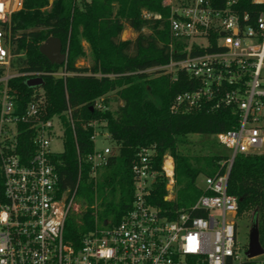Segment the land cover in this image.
<instances>
[{
    "label": "built area",
    "instance_id": "built-area-1",
    "mask_svg": "<svg viewBox=\"0 0 264 264\" xmlns=\"http://www.w3.org/2000/svg\"><path fill=\"white\" fill-rule=\"evenodd\" d=\"M253 2L264 4V0ZM238 3L227 0L218 8L210 0L169 2L170 51L178 41H186L188 54L178 59L171 56L164 68L173 81L184 72L199 84L180 93L172 111L234 106L240 115L237 126L214 135L226 148L225 172L204 175V193L194 206L169 218L152 202V192L161 175L168 179L165 200L175 198V160L165 155L158 170L155 149L142 148L132 165L131 208L115 224L101 222L96 216L95 228L76 247L65 238V222L69 213L87 206H82L75 194H60V176L52 159L56 153L51 149L56 130L64 137V122L58 115L45 117L44 85L33 87L31 98L20 110L16 90L9 84L20 75L26 82L45 74L66 78L73 72L67 70L66 63L52 72L13 71L11 18L23 8L24 0H0V66L5 68L0 77V264H264V253L250 257L246 253L249 244L244 248L237 241L239 199L228 191L236 156L264 152V10L254 16L240 13ZM215 36L221 50L191 53L194 44L213 46ZM95 107L99 111L108 108L103 98ZM66 115L73 124L71 109ZM21 124L26 125L35 148L26 161L19 152ZM85 126L94 129V143L98 135L110 138L109 131L103 132L107 120L102 117ZM114 153L113 148L99 149L95 143L94 151L84 157L95 179ZM168 158L172 159L171 167L167 166ZM91 208L98 211L97 200ZM198 211L203 215H196Z\"/></svg>",
    "mask_w": 264,
    "mask_h": 264
},
{
    "label": "trees",
    "instance_id": "trees-1",
    "mask_svg": "<svg viewBox=\"0 0 264 264\" xmlns=\"http://www.w3.org/2000/svg\"><path fill=\"white\" fill-rule=\"evenodd\" d=\"M215 7H224L227 0H210ZM254 0H239L240 13L252 16L264 10V4ZM144 12L148 15L145 16ZM171 7L165 0H24L23 8L11 18V69L15 72H52L64 67L53 64L40 52L49 37H59L63 51L68 53L66 68L73 72L66 78L43 75L46 97L45 117L60 116L64 122V150L52 156L60 176V194H75L86 209L69 213L65 222V238L76 247L99 221L111 224L121 221L134 199L132 165L142 148H154L155 167L160 170L165 155L175 160L176 196L165 200L167 178L159 175L154 183L152 202L162 208L169 218L179 211L190 210L204 193L198 184L201 175L214 176L225 172L228 157L216 142L202 144L206 154L189 155L188 132L219 133L238 124L237 107L223 106L191 112L172 111L175 98L199 86L187 73L173 81L164 67L171 56L183 58L188 54L186 41L169 48V17ZM135 38L123 39L126 27ZM146 29L148 30L146 32ZM196 44L191 53L221 50ZM87 43V48L84 47ZM88 59V64H79ZM5 68L0 66V77ZM103 74L102 77L97 74ZM20 75L10 79L16 90L19 109L31 98L34 90ZM103 98L108 107L99 111L95 102ZM112 99L119 100L115 109ZM71 109L72 122L67 111ZM107 120L115 153L95 179L91 164L84 157L92 153L94 129L85 123L97 118ZM19 152L28 160L35 148L26 125L21 124ZM201 149V150H202ZM80 157L83 158L80 161ZM228 191L239 199V216L253 210L258 222L259 240L264 247V152L238 154L231 167ZM2 177L0 175V196ZM98 211L91 208L95 201ZM203 215L202 211L195 212ZM252 221V222H253Z\"/></svg>",
    "mask_w": 264,
    "mask_h": 264
},
{
    "label": "rangeland",
    "instance_id": "rangeland-1",
    "mask_svg": "<svg viewBox=\"0 0 264 264\" xmlns=\"http://www.w3.org/2000/svg\"><path fill=\"white\" fill-rule=\"evenodd\" d=\"M53 0H50V3H52ZM175 4H179L180 2H183L182 0H172ZM165 3L169 4V0H165ZM148 30L146 29V32ZM135 33L132 31L130 27H126L122 34L123 39H130L135 38ZM84 47L87 48V43L84 42ZM79 64H88V59L80 60ZM122 103L119 100L112 99L110 102V108L115 109L118 104ZM56 125L59 127L60 123L58 122L57 118L55 119ZM104 133H107L108 130L104 129ZM215 133H201V132H188L187 133V139L191 144H189L188 148H184L183 152L189 155H197V154H206L208 153L207 150L202 149V144L207 142L208 140L214 141L218 144L220 151H225L226 148L222 145H220L217 141V138L214 136ZM96 146L99 149H103L106 146H109L111 148H115V145L113 144L112 140L105 135H98L95 140ZM51 149L54 153L60 154L64 150V137L61 133V131L58 129L56 130V136L53 137L52 143H51ZM202 149V150H201ZM205 183L204 175H201L198 178V184L200 186H203ZM176 187V191H177ZM253 214L254 211H245L242 215H240L237 219V241L240 245L244 246V248H247L249 244V233L252 226L253 221Z\"/></svg>",
    "mask_w": 264,
    "mask_h": 264
},
{
    "label": "water",
    "instance_id": "water-1",
    "mask_svg": "<svg viewBox=\"0 0 264 264\" xmlns=\"http://www.w3.org/2000/svg\"><path fill=\"white\" fill-rule=\"evenodd\" d=\"M40 52L46 56L53 64H65L67 62L68 53L63 51V42L59 37L51 36L40 46ZM26 84L30 87H39L44 85V78L41 76L28 78ZM247 255L250 257L264 253V247L259 240L258 222H252L249 233V248Z\"/></svg>",
    "mask_w": 264,
    "mask_h": 264
},
{
    "label": "bare ground",
    "instance_id": "bare-ground-1",
    "mask_svg": "<svg viewBox=\"0 0 264 264\" xmlns=\"http://www.w3.org/2000/svg\"><path fill=\"white\" fill-rule=\"evenodd\" d=\"M171 165H172V159L171 158H168L167 159V166L168 167H171Z\"/></svg>",
    "mask_w": 264,
    "mask_h": 264
},
{
    "label": "crops",
    "instance_id": "crops-1",
    "mask_svg": "<svg viewBox=\"0 0 264 264\" xmlns=\"http://www.w3.org/2000/svg\"><path fill=\"white\" fill-rule=\"evenodd\" d=\"M171 0H169V2H170ZM133 31V30H132Z\"/></svg>",
    "mask_w": 264,
    "mask_h": 264
}]
</instances>
